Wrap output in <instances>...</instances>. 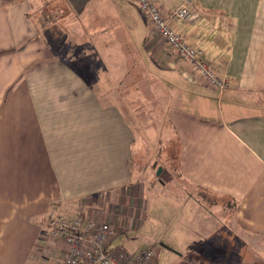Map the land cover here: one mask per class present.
Instances as JSON below:
<instances>
[{
    "label": "crops",
    "instance_id": "crops-1",
    "mask_svg": "<svg viewBox=\"0 0 264 264\" xmlns=\"http://www.w3.org/2000/svg\"><path fill=\"white\" fill-rule=\"evenodd\" d=\"M153 1L163 16L182 2ZM190 2L172 26L223 90L131 0H0V264H61L50 210L112 224L114 252L161 264L127 237L150 208L193 248L173 264L264 262V0Z\"/></svg>",
    "mask_w": 264,
    "mask_h": 264
},
{
    "label": "built area",
    "instance_id": "built-area-1",
    "mask_svg": "<svg viewBox=\"0 0 264 264\" xmlns=\"http://www.w3.org/2000/svg\"><path fill=\"white\" fill-rule=\"evenodd\" d=\"M131 2L196 74L220 90L229 86L225 77L219 76L202 60L203 50L192 47L172 26L174 20H189L193 10L190 0H182L178 6L169 9L166 16L162 15L160 7L153 0ZM46 217L51 233L58 236L65 245L61 264H149L154 257L153 248H145L131 257H127L124 252H114L109 243L116 236L117 229L112 224L94 222L79 216L65 218L54 210H50Z\"/></svg>",
    "mask_w": 264,
    "mask_h": 264
},
{
    "label": "rangeland",
    "instance_id": "rangeland-1",
    "mask_svg": "<svg viewBox=\"0 0 264 264\" xmlns=\"http://www.w3.org/2000/svg\"><path fill=\"white\" fill-rule=\"evenodd\" d=\"M54 41H58V38H55ZM55 42V43H56ZM135 119L133 118L132 122L135 123ZM151 155H155L156 159V149L154 148L152 151H150ZM153 157V156H152ZM150 163V162H148ZM155 164V160H153V162L149 165H154ZM152 166L148 167V171L151 172L152 176H155L154 174H156L158 168H160V166H158L157 168H153ZM161 175V178L163 179H167V173L164 170ZM152 198V202L154 203V197ZM172 203V202H171ZM153 208V207H152ZM47 220V217L46 219ZM47 223V221H46ZM168 224H170V222H168ZM157 222H156V218L155 215L152 211V209L150 208V210H147V215L145 216V219H143V225L141 226V228H138L135 231V234L132 233H127V237L130 238H135L137 241V245L136 247L139 248H144V247H150V246H155L156 249V254H158L157 251L162 250V252H165L166 254L169 255V258H167L164 262H162L161 260V264H173L176 262V258L177 256L175 255L176 253L179 252H183L186 253L187 251H191L193 248L190 247H180L176 246V245H171V243H176L174 240H172L170 238V236H165L167 233H169V231H163L161 233V231H158V229H160L162 227V224L159 226H156ZM171 226V225H170ZM156 227H158L156 229ZM180 234V236H182L184 233H177ZM180 240V239H179ZM164 245V246H162ZM167 246V247H166ZM167 255V256H168ZM259 264H264V262H260Z\"/></svg>",
    "mask_w": 264,
    "mask_h": 264
},
{
    "label": "trees",
    "instance_id": "trees-1",
    "mask_svg": "<svg viewBox=\"0 0 264 264\" xmlns=\"http://www.w3.org/2000/svg\"><path fill=\"white\" fill-rule=\"evenodd\" d=\"M54 18H53V14L50 12V13H45L44 14V12H43V15H41V19H40V25L43 27V28H45L44 26L45 25H49V24H52V23H54ZM46 26V27H47ZM52 26V25H51ZM50 27V26H49ZM53 32H48V34H52ZM46 34H47V32H46ZM48 34H47V36H48ZM58 41H59V39H58Z\"/></svg>",
    "mask_w": 264,
    "mask_h": 264
},
{
    "label": "water",
    "instance_id": "water-1",
    "mask_svg": "<svg viewBox=\"0 0 264 264\" xmlns=\"http://www.w3.org/2000/svg\"><path fill=\"white\" fill-rule=\"evenodd\" d=\"M160 172H161V168H158V170H157L156 174H157V175H159V174H160Z\"/></svg>",
    "mask_w": 264,
    "mask_h": 264
}]
</instances>
